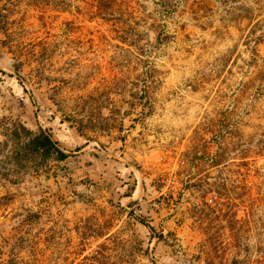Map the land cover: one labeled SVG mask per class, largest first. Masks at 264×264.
<instances>
[{"label":"rangeland","instance_id":"374dc122","mask_svg":"<svg viewBox=\"0 0 264 264\" xmlns=\"http://www.w3.org/2000/svg\"><path fill=\"white\" fill-rule=\"evenodd\" d=\"M97 1L0 0V131L70 156L0 184V264H264V0Z\"/></svg>","mask_w":264,"mask_h":264},{"label":"trees","instance_id":"16d2710c","mask_svg":"<svg viewBox=\"0 0 264 264\" xmlns=\"http://www.w3.org/2000/svg\"><path fill=\"white\" fill-rule=\"evenodd\" d=\"M109 0H98L96 9L101 12L102 4ZM100 14V13H99ZM100 16V15H99ZM3 26L0 25V32L3 31ZM21 107L23 103L20 100H16ZM10 107H12L10 105ZM24 108V107H23ZM1 135L5 137L4 142L0 143V147L9 149V163L11 169H5V173L0 171V184H17L18 182L12 180L20 172H26L28 168L33 169L36 173L40 172L43 168H46L50 162L61 163L69 159L67 154L59 145V142L53 138L52 132L49 129H42L38 127L36 131H33L26 127L20 121L13 122L12 125L6 127L4 131H0ZM98 157L97 155H94ZM4 182V183H1ZM135 189V184L129 190L126 196L132 195ZM9 195H3L0 197V201L10 200ZM34 217L29 215L25 218L26 222H31ZM143 225L152 230L145 220L138 219ZM160 236V235H159ZM160 238H162L160 236ZM231 264H240L238 259H233Z\"/></svg>","mask_w":264,"mask_h":264}]
</instances>
